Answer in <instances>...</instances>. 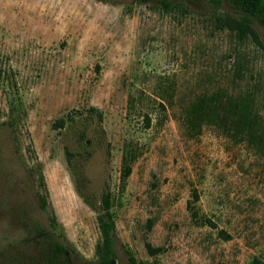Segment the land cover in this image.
I'll use <instances>...</instances> for the list:
<instances>
[{
    "label": "rangeland",
    "instance_id": "374dc122",
    "mask_svg": "<svg viewBox=\"0 0 264 264\" xmlns=\"http://www.w3.org/2000/svg\"><path fill=\"white\" fill-rule=\"evenodd\" d=\"M227 15L244 14L229 0H0V245L27 211L69 264L94 263L80 177L96 200L111 192L112 264H264V26L240 39ZM125 142L140 153L122 183ZM194 188L216 228L191 219Z\"/></svg>",
    "mask_w": 264,
    "mask_h": 264
},
{
    "label": "trees",
    "instance_id": "16d2710c",
    "mask_svg": "<svg viewBox=\"0 0 264 264\" xmlns=\"http://www.w3.org/2000/svg\"><path fill=\"white\" fill-rule=\"evenodd\" d=\"M229 1L244 15L241 19H235L227 15L218 20L219 25L222 28L235 31L240 39L251 37L256 40L258 37L251 24L253 19H255L264 26V0ZM163 5L167 6L165 2H163ZM89 110L91 113H96L98 120L101 121L102 113L100 111L95 107H90ZM69 119H72V117L60 118L52 126L54 128L62 127ZM145 123L146 126L151 124L147 114H145ZM139 153L137 146L134 147L128 142L124 143L120 173L122 183L126 181L131 173L132 162ZM67 154L68 163L75 170V165L70 159L71 153L67 151ZM77 182L79 195L91 208L98 211L97 222L101 233V242L97 248V259L92 264H112V260L116 257V227L111 211V192L106 187L101 193L99 200H96L84 191L83 179L78 177ZM198 200L199 193L194 188L192 190V199L187 202V209L190 212L191 219L198 225L216 228V222L200 212L197 205ZM14 214L16 225L21 228L23 233L21 238L14 241L13 244L6 245L2 243L0 245V264H69L66 245L57 238L58 236H56L55 232L49 231L36 216L27 215V211H15ZM151 224V219H148L147 226L150 227ZM218 234L224 239L230 238V235L223 229H219ZM30 245H35L38 248V252L27 254L26 249ZM145 247L150 254H156L160 250V247H155L149 242L145 244ZM130 264H137L133 257L130 258ZM251 264H262V262L254 259Z\"/></svg>",
    "mask_w": 264,
    "mask_h": 264
}]
</instances>
